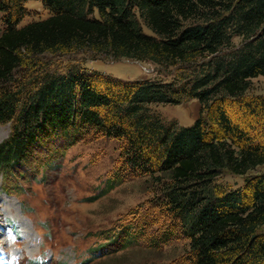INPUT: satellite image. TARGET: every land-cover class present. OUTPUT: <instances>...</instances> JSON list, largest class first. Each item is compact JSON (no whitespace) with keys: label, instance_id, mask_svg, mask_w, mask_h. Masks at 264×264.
Listing matches in <instances>:
<instances>
[{"label":"trees","instance_id":"1","mask_svg":"<svg viewBox=\"0 0 264 264\" xmlns=\"http://www.w3.org/2000/svg\"><path fill=\"white\" fill-rule=\"evenodd\" d=\"M26 1L0 0V123H12L0 176L10 180L45 146L54 159L89 133L105 135L121 141L123 170L153 180L190 264H264V171L248 174L264 165V95L245 98L264 75V0H37L49 16L19 25ZM75 53L151 62L159 75L124 80L41 59ZM190 99L202 108L191 126L151 107ZM230 100L260 133L232 119ZM226 170L244 184L218 186ZM116 237L124 247L135 239Z\"/></svg>","mask_w":264,"mask_h":264},{"label":"rangeland","instance_id":"2","mask_svg":"<svg viewBox=\"0 0 264 264\" xmlns=\"http://www.w3.org/2000/svg\"><path fill=\"white\" fill-rule=\"evenodd\" d=\"M25 6L28 14L19 25L50 14L41 1L28 0ZM2 17L0 12V30ZM143 28L152 33L145 24ZM41 59L60 70L78 64L124 80L159 75L155 64L127 58L93 59L75 53ZM259 95H264V75L252 79L245 98ZM151 107L166 122L180 126L194 124L202 109L197 99ZM227 108L243 129L260 133L243 103L230 100ZM11 130V122L0 123V143ZM121 150L120 140L89 133L63 147L57 158H51V147L45 146L20 171H14L10 180L0 176V264H8L13 256L18 264H190L188 239L159 204L153 180L132 174L129 168L123 170ZM259 171H264V165L248 174ZM245 177L226 170L216 183L237 188ZM119 233L121 243L131 234L134 242L125 247L112 243ZM18 244L23 247L18 249Z\"/></svg>","mask_w":264,"mask_h":264},{"label":"clouds","instance_id":"3","mask_svg":"<svg viewBox=\"0 0 264 264\" xmlns=\"http://www.w3.org/2000/svg\"><path fill=\"white\" fill-rule=\"evenodd\" d=\"M16 247L18 248V249H20V248H22L23 247V245H16ZM8 264H18V259H17V257L16 256H13L10 260H9V262H8Z\"/></svg>","mask_w":264,"mask_h":264}]
</instances>
